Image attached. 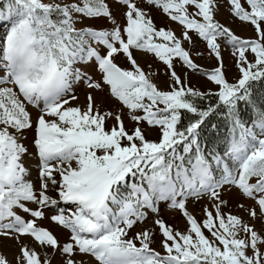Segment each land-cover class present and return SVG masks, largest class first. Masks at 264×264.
Masks as SVG:
<instances>
[{"label": "snow or ice", "instance_id": "obj_1", "mask_svg": "<svg viewBox=\"0 0 264 264\" xmlns=\"http://www.w3.org/2000/svg\"><path fill=\"white\" fill-rule=\"evenodd\" d=\"M114 2L122 22L106 0H0V238L16 249L12 259L0 252V264H264V0ZM221 6L250 35L218 20ZM153 8L178 31L157 27ZM194 37L212 69L194 62L204 54ZM222 47L239 72L232 82ZM133 50L166 66L167 90ZM176 63L215 89L189 87ZM105 90L109 110L92 95ZM141 123L159 128L158 141ZM230 198L246 219L224 211ZM161 201L184 230L160 218ZM189 201L201 204L200 219Z\"/></svg>", "mask_w": 264, "mask_h": 264}, {"label": "bare ground", "instance_id": "obj_2", "mask_svg": "<svg viewBox=\"0 0 264 264\" xmlns=\"http://www.w3.org/2000/svg\"><path fill=\"white\" fill-rule=\"evenodd\" d=\"M142 1V0H141ZM152 11V10H151ZM155 9L152 11L154 12ZM158 17L157 20L159 21V23L161 24H172L173 22H170L166 16H164L162 13L160 12H154ZM153 14V13H152ZM154 15V14H153ZM229 13L227 12V8L224 7V6H221L220 8V12L218 13V18L221 19L222 21H225L226 23L229 24V26L233 27V29L237 32V33H240L241 35L243 36H247V35H250V30L248 29H245L243 28L239 22H236V23H233L231 22L228 17H229ZM116 16V15H115ZM173 25V24H172ZM177 24H175L174 27H176ZM174 29V28H173ZM179 29V26L177 28V30ZM195 41H196V45H197V48L196 49H199V50H204V54L202 57H194V59L197 58L198 60V63L201 67H206V68H209V69H212L213 67L216 66L217 62L215 61L214 58L212 57H209L208 55V52L206 50V45L204 44V42L200 41L198 38L194 37L193 38ZM224 51V56L223 58L225 57V62L223 60V63H224V70L225 72L227 73L228 77L230 79H233L235 76L239 75V72H238V69L234 66V59L232 58L231 56V53H230V50H223ZM140 63L142 64V68L145 70V72L148 71V65L152 64V66H155V65H160L159 67V72H158V75H156L154 77V81H156V83H158L159 85H161L162 87L166 86L167 83V76L165 75V71L162 73V70L165 69V67H162L161 63L157 60H154L152 59L149 54H141V57H140ZM178 64V63H176ZM180 65V64H179ZM156 67V66H155ZM87 69L89 71H91V73L94 75V78H99V73L96 71L95 67L92 65V64H89L87 66ZM177 71V74L178 75H183L184 77L186 76V79H187V84H190V82L193 84V85H198L199 82L203 83V87L204 86H207V87H215V85L211 84V82L207 81V78L206 76H197L198 74L196 72H193L192 70H188L187 69V74L184 75V72L182 71L181 69V66L179 69H175ZM182 74H181V73ZM191 85V84H190ZM79 88L78 92H77V96H78V100H77V103H79L81 106H84L86 104V90L85 89L86 87L81 83L77 86H75V89L76 88ZM105 92V91H104ZM93 94H94V102L95 103H99L102 107L103 110H106L108 109L109 110V106H110V109L113 107V103H114V98H110L107 93H103V92H97V91H93ZM32 110V109H31ZM128 125L129 127L131 126H136L134 124V122H132L130 119H128L126 116L124 118V125ZM34 162H36L35 160H32L31 161V165H30V172H31V175L29 176V179H31L33 177V173H34ZM51 195H55V193H51ZM231 199V198H230ZM229 199V200H230ZM232 201V200H230ZM233 202V201H232ZM235 204V203H234ZM191 206V205H190ZM45 211H51L50 209L49 210H45ZM161 212L167 217V218H170V219H175L177 217V213L175 210H168V209H163L161 210ZM235 213H239V214H242L243 213H240L239 210L236 208L234 210ZM160 215V214H159ZM241 215V217H242ZM244 216V215H243ZM244 218L246 219L247 217L244 216ZM39 223V222H38ZM41 226H43L42 224H40ZM177 225H179L180 227H182L183 225H186L185 223V220L181 219L177 222ZM45 227V226H44ZM50 231L54 233V230L51 228V227H47ZM66 231V230H64ZM158 235V233H157ZM25 239V241L27 243H29V245H32L33 246V242L27 238H23ZM63 241V240H62ZM65 241V240H64ZM36 250L38 252H40V248L39 246H36ZM16 249H15V245H14V242L13 241H5L4 239H1L0 238V252H4L8 255L9 259H12L13 257V254L15 253ZM79 258V257H78Z\"/></svg>", "mask_w": 264, "mask_h": 264}, {"label": "rangeland", "instance_id": "obj_3", "mask_svg": "<svg viewBox=\"0 0 264 264\" xmlns=\"http://www.w3.org/2000/svg\"><path fill=\"white\" fill-rule=\"evenodd\" d=\"M106 2L109 4V6H110V8H112L113 9V12H114V15H116L115 17H116V19H117V22H122V15H121V13H122V8H121V6H119L118 4H116L115 2H114V0H106ZM138 2H142L141 0H138ZM154 10V8L152 9V11ZM191 10V9H190ZM151 11V15H152V18H153V20H154V22L156 23V25H157V27H161V26H164V27H171V28H174V30H177V28H178V24L176 25V27H174L175 26V22H173L172 24L174 25H170L169 23L168 24H161V23H159V21L157 20V18L158 17H156L157 15L154 13V12H156V10L154 11V12H152ZM154 15H153V14ZM217 19L218 20H220L221 22H224V23H226L225 21H222L221 19H219L218 18V16H217ZM92 23H94L96 26H106V21L104 20V19H95L94 21H92ZM178 31V30H177ZM237 34H240V33H237ZM187 46V45H186ZM197 51H199V49H196ZM141 54H143V52L142 51H139V50H133V56L135 57V59L137 60V62L140 64V65H142L140 62V57H141ZM222 57L224 56V51H223V47H222ZM149 56L152 58V59H154V60H156L155 58H154V55L153 54H149ZM252 57L251 56H249V59H251ZM223 60H224V62H225V57L223 58ZM160 62V61H159ZM194 62L195 63H197L198 65H199V63H198V60H197V58L196 59H194ZM116 63L118 64V66H120V67H123V68H129L130 67V65H129V62L127 61V59L126 58H124V57H122V56H117L116 57ZM162 65V67H166V66H164L163 65V63L162 62H160ZM180 63H178V64H176L175 65V69H179L180 68V65H179ZM152 65V64H151ZM156 66V67H155ZM155 66H152L151 68H152V71L153 72H156L157 73V75H158V72H159V67H160V65H155ZM234 66H235V64H234ZM142 67V66H141ZM202 68H204V69H207V70H210L209 68H206V67H202ZM86 70L89 72V74L90 75H92L93 76V78H94V75L91 73V71H89L88 69H87V67H86ZM188 70H190V69H188ZM165 71V69H163L162 70V73ZM191 71V70H190ZM183 72H184V75L185 74H187V69H184L183 70ZM181 73V72H180ZM198 75L197 76H199V77H201V76H204L203 74H201L199 71H197L196 72ZM224 73H225V77H226V79H228L230 82H232V80L234 79V78H238V76L239 75H237V76H235L233 79H230L229 77H228V75H227V73L225 72V70H224ZM182 74V73H181ZM205 77V76H204ZM182 78H184V76L182 75ZM95 79V78H94ZM155 83H156V81H154ZM191 84V85H190ZM190 84H188V86L189 87H193V88H196V89H198V90H200V91H202V92H207L208 90H209V88H212V89H215V87H207V86H204L203 87V83H201V82H199L198 83V85H193L191 82H190ZM157 85H158V87L159 88H161V89H164V90H167V88H168V84L166 85V86H164V87H162L161 85H159L158 83H157ZM85 89H87V88H85ZM78 90H79V88L77 87L76 89H75V92H76V94H77V92H78ZM87 91H89L88 89L86 90V92ZM105 92L107 93V91L105 90ZM105 92H103V93H105ZM88 93V92H87ZM87 93H86V95H87ZM92 95L94 96V94H93V92H92ZM109 109H110V106H109ZM106 110H108V109H106ZM30 111H32V114H33V116H35V110L34 109H30ZM125 126V128L126 129H128V130H131V129H133L135 126H131V127H129L127 124L126 125H124ZM140 127H141V129L143 130V132H144V135H145V137L147 138V139H150V140H153V141H158V138H159V136H160V132H159V128L158 127H155V126H148L146 123H141L140 124ZM29 136H31V133H29ZM37 175H38V173H37V169H36V162H34V173H33V177L31 178V180L33 181V183H37V180H36V178H37ZM230 200H232V201H230ZM229 200V207L227 208V209H224V211H232L234 214H238V215H242V214H239V213H235L234 212V210L236 209V207H235V201L233 200V199H230ZM191 205V206H190ZM162 208L163 209H168V210H172V209H170V208H168L167 207V203L166 202H163V201H161L160 203H159V214H160V218H162L166 223H168V224H171L174 228H178V229H180V230H184L185 229V227H186V225H183L182 227H180L179 225H177V222L179 221V220H181V219H183L184 220V218L182 217V215L178 212V211H176V213H177V217L173 220V219H170V218H167L162 212H161V210H162ZM188 208H189V211H192L193 212V214L197 217V219H200V217H201V204H199V203H197V204H193L191 201H189V203H188ZM240 213H243L242 211H239ZM50 214H52L51 213V211H45V216H48V215H50ZM243 215L244 216H246V214L245 213H243ZM242 215V217L244 218V216ZM39 222V224H44L43 226H45V227H51L53 230H54V235H56L57 236V238H58V240H60L61 242H65L66 240H67V238H68V233H67V231H64L65 229H63L62 227H60V226H58V225H56V224H54V223H52V222H50L49 220H47V219H44V220H41V221H38ZM132 233L130 232L129 233V235H131ZM205 235H208V233H207V230H205ZM1 239H3V238H1ZM63 240V241H62ZM65 240V241H64ZM30 246H32V245H30Z\"/></svg>", "mask_w": 264, "mask_h": 264}, {"label": "trees", "instance_id": "obj_4", "mask_svg": "<svg viewBox=\"0 0 264 264\" xmlns=\"http://www.w3.org/2000/svg\"><path fill=\"white\" fill-rule=\"evenodd\" d=\"M182 115H183V113H182ZM213 119L215 120V118H213ZM186 122H187L186 120H182V123L186 124Z\"/></svg>", "mask_w": 264, "mask_h": 264}]
</instances>
